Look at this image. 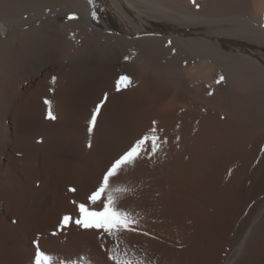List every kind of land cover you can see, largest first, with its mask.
Instances as JSON below:
<instances>
[{
  "label": "bare ground",
  "instance_id": "bare-ground-1",
  "mask_svg": "<svg viewBox=\"0 0 264 264\" xmlns=\"http://www.w3.org/2000/svg\"><path fill=\"white\" fill-rule=\"evenodd\" d=\"M153 128L166 143L112 181L132 230L77 225ZM37 249L52 264H264V0H0V264Z\"/></svg>",
  "mask_w": 264,
  "mask_h": 264
},
{
  "label": "snow or ice",
  "instance_id": "snow-or-ice-1",
  "mask_svg": "<svg viewBox=\"0 0 264 264\" xmlns=\"http://www.w3.org/2000/svg\"><path fill=\"white\" fill-rule=\"evenodd\" d=\"M92 0H89L91 3ZM70 19H74V16H70ZM222 80L223 77H220ZM55 78H53V82ZM219 82V81H218ZM117 83V89L121 86H126L130 83L127 76H121ZM45 103L49 105L48 118L55 119L51 109V102L45 100ZM100 106H97L96 112L99 111ZM96 119L95 112L92 115V120L89 122L93 123ZM89 132L92 128L89 127ZM151 143V151L155 153L158 150L159 144L166 141H160V138L156 135L155 128L150 130V134H146L142 138L138 139L123 155L115 159L111 166L103 173L97 188L87 197V203L76 204L78 211V217L74 219L77 225L82 226L85 229H97L102 230L105 233L111 235L113 231L120 230H132L128 219L129 214L120 210L117 207V199L114 193H123L126 189L121 187L113 186V178L119 175V172L128 164H131L139 155L148 151V144ZM75 191V189H69ZM75 204L76 202L73 201ZM98 205H101L97 207ZM73 221V217L65 215L62 218L60 227L63 228L68 223ZM115 259L114 257H110ZM35 264H52V258L47 256L45 253L37 249L35 253ZM120 264V262H117ZM124 264H130V262H124Z\"/></svg>",
  "mask_w": 264,
  "mask_h": 264
}]
</instances>
